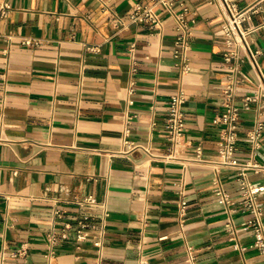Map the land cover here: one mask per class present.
I'll list each match as a JSON object with an SVG mask.
<instances>
[{"label": "crops", "instance_id": "crops-1", "mask_svg": "<svg viewBox=\"0 0 264 264\" xmlns=\"http://www.w3.org/2000/svg\"><path fill=\"white\" fill-rule=\"evenodd\" d=\"M7 1L12 9L0 18V264L4 255L11 264H96L92 238L72 235L55 256L45 254L55 210L74 221L80 208L72 199L87 193L107 204L105 264H191L186 241L198 264H264V252L236 245L254 238L241 225L247 214L231 212L213 191L218 177L233 198L240 193L237 168L211 161L229 73L218 6L172 0L174 10L188 6L192 22L190 69L183 73L173 54L176 16L161 3L155 9L162 23L151 28L129 17L136 1L150 0ZM253 2L259 10L245 25L253 28L252 46L263 51L264 71V0L239 5ZM25 38L37 43L25 44ZM257 83L245 61L239 98ZM179 88L186 95L187 138L203 143L209 161L163 158L169 99ZM257 118L264 119V101L242 111L241 132ZM194 144L182 146L181 155L193 153ZM249 154L243 135L236 155ZM258 157L264 160V134ZM249 177L261 188L264 223V176L250 171ZM181 200L188 207L184 235L177 217ZM92 218L101 220L97 212ZM231 220L234 236L227 230ZM163 234L168 237L160 239ZM22 242L27 254L12 256Z\"/></svg>", "mask_w": 264, "mask_h": 264}, {"label": "built area", "instance_id": "built-area-1", "mask_svg": "<svg viewBox=\"0 0 264 264\" xmlns=\"http://www.w3.org/2000/svg\"><path fill=\"white\" fill-rule=\"evenodd\" d=\"M219 8L221 16V36L223 42L222 58L229 67V73L222 86V110L217 116L222 124L220 135L217 139V158L211 160L217 164L231 165L237 168L236 179L239 184L240 193L237 198H233L223 187L220 179L214 180L213 191L220 195L221 199L229 205L231 212L240 210L247 214L241 221V225L253 230L252 241L241 244L236 242L242 250L254 248L264 252V223L262 220L263 207L259 201L260 185L250 179V171L261 173L264 176V160L258 157L262 146L264 134V119L257 118L244 133L241 132L240 120L243 110L253 108L254 104L264 101V71L260 65V57L263 51L252 46L250 33L253 28L246 26L245 21L252 12L259 10L256 2L241 7L239 0H208ZM163 4L170 12L176 16V46L174 56L185 73L190 69L189 48L193 35L192 22L189 17V8L183 5L180 9L174 10L172 0H150L149 2L136 1L129 12L132 21L145 22L151 28H156L162 23L160 13L155 9L157 4ZM12 9V4L3 0L0 2V18L7 16ZM264 24V20H263ZM116 25H118L116 23ZM31 45L37 43L32 38H25L22 41ZM98 48V46H91ZM248 61L257 74L258 83L253 90L243 94L239 98V86L243 80V64ZM185 91L182 88L173 92L169 99L166 116V134L168 139L167 153L164 159L176 160L185 159L188 161H209L203 155L204 145L202 142L193 143L187 138L186 115L183 108ZM243 135L250 142V154L247 158H239L236 149ZM129 146H137L126 139ZM194 144V151L188 155H181L182 146ZM216 170L218 167L216 166ZM80 208V214L74 221L66 219L64 212L57 208L55 216L52 218L50 227L46 231L45 238L48 250L47 257H53L57 253V247L64 239L72 235L77 241L92 238L98 247V261L96 264H105L103 259V247L105 241V217L107 215V204L100 200L95 194L87 193L75 196L72 199ZM99 213L100 221L94 220L93 213ZM179 231L184 235L185 226L188 220V207L185 200H181L177 212ZM228 232L234 236L237 233L236 226L231 220L227 227ZM168 234L160 235V239L167 238ZM185 249L188 260L191 264H198V254L195 247L185 242ZM28 252L27 242H22L11 255L25 256ZM2 264H11L3 256Z\"/></svg>", "mask_w": 264, "mask_h": 264}]
</instances>
